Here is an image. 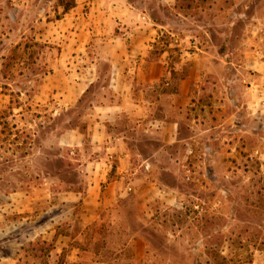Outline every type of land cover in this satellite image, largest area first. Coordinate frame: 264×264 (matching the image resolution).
I'll return each mask as SVG.
<instances>
[{
  "label": "rangeland",
  "instance_id": "rangeland-1",
  "mask_svg": "<svg viewBox=\"0 0 264 264\" xmlns=\"http://www.w3.org/2000/svg\"><path fill=\"white\" fill-rule=\"evenodd\" d=\"M125 1L160 26L155 53L167 52L174 77L191 65H182L181 56L205 45L230 54L225 63L213 62L214 70L262 76L264 0ZM58 6V0H0V261L25 264L26 251L46 241L53 247L46 262L27 264H57L62 252L71 262L74 247L84 264H264V195L257 193L264 194V113L253 115L243 100L233 125L218 129L223 138L174 146L181 165L160 168L157 180L174 189L175 203L131 189L116 206L86 207L84 167L77 165L85 158L73 159L90 148L66 145L62 136L81 120L72 104L115 98L100 89L106 75L89 85V64L63 62L65 48L37 41V20L60 19ZM101 68L107 74L108 65ZM206 94L196 98L207 103ZM209 105L208 124L231 110ZM71 190L77 195L66 201ZM91 216L96 221L88 223Z\"/></svg>",
  "mask_w": 264,
  "mask_h": 264
},
{
  "label": "crops",
  "instance_id": "crops-1",
  "mask_svg": "<svg viewBox=\"0 0 264 264\" xmlns=\"http://www.w3.org/2000/svg\"><path fill=\"white\" fill-rule=\"evenodd\" d=\"M30 8L26 4V13H31ZM56 10L62 13L60 19L37 20V41L65 48L60 51L63 62L89 64V85L106 75V85L102 84L100 89L110 90L115 98L109 102L72 104V109L81 110L78 115L81 120L62 136L66 145L86 142L90 148L73 161H78L79 156L85 158L77 165L84 167V203L91 211L116 206L131 189L144 190L151 200L168 197L175 203L174 189L161 188L157 180L160 168L181 165L182 155L173 151L174 146L223 138L218 129L225 123L233 125L237 118L234 108L242 100L253 115L264 113L261 74L213 69V62L222 64L230 60L227 51L219 49L213 53L205 45L197 54L181 56L182 65L186 62L191 65L186 73L179 76L175 72L174 77L168 67L167 52L154 53V43L162 32L160 26L125 0H75V6L68 11L63 12L61 6ZM104 64L108 65L107 74L101 68ZM258 67L264 69V64ZM208 85L211 87L207 88ZM204 92L208 93L207 103L196 98ZM210 102L225 113L228 108L231 110L221 117L217 113L216 121L208 124ZM211 130H215L214 135L208 134ZM161 160H165L164 164ZM72 192L66 201H73L72 195H77ZM94 221L96 218L91 216L88 223ZM133 241L141 244L143 240L137 237ZM81 253L80 248L74 247L71 262L84 264L79 262ZM132 255L136 259L142 257L139 251ZM3 260L0 264H14L13 259ZM91 264L111 262L93 259Z\"/></svg>",
  "mask_w": 264,
  "mask_h": 264
},
{
  "label": "trees",
  "instance_id": "trees-1",
  "mask_svg": "<svg viewBox=\"0 0 264 264\" xmlns=\"http://www.w3.org/2000/svg\"><path fill=\"white\" fill-rule=\"evenodd\" d=\"M58 5L62 7V9H63L62 11L63 12H66L70 8L75 6V0H69L66 3H63V0H58ZM154 48H155V44H154ZM154 53H155V51H154ZM245 156H246L247 159H249V157H250L249 154H247ZM257 164H258V162H257ZM257 173L260 174V175H258L259 178H257L258 182H260V181H262V173H260L259 167L257 168ZM257 193H258L259 196L264 195L262 189H260V188L257 190ZM262 202H263V208H264V201H262ZM37 245H39V243ZM42 245H43V247L34 246V247H32V248H30V249H28L26 251L25 264H27L28 259L39 260L40 262H44V263L46 262L47 258L49 257V252L51 251V249L53 247H52V244H50V243H48L46 241H43ZM56 257H57V261H56L57 264H74V263H71V262H65L64 261L63 252H62V254H57ZM16 264H19V262H17Z\"/></svg>",
  "mask_w": 264,
  "mask_h": 264
},
{
  "label": "built area",
  "instance_id": "built-area-1",
  "mask_svg": "<svg viewBox=\"0 0 264 264\" xmlns=\"http://www.w3.org/2000/svg\"><path fill=\"white\" fill-rule=\"evenodd\" d=\"M261 82H262V87L260 88V96L263 98L264 97V71L261 76ZM262 103L264 104V98Z\"/></svg>",
  "mask_w": 264,
  "mask_h": 264
}]
</instances>
